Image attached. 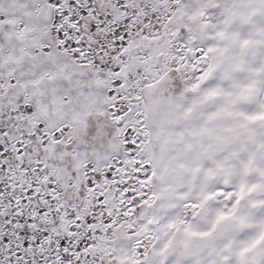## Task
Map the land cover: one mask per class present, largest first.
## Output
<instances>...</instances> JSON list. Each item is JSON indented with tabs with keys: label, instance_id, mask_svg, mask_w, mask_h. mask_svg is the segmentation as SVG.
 Listing matches in <instances>:
<instances>
[{
	"label": "snow or ice",
	"instance_id": "6c2138e0",
	"mask_svg": "<svg viewBox=\"0 0 264 264\" xmlns=\"http://www.w3.org/2000/svg\"><path fill=\"white\" fill-rule=\"evenodd\" d=\"M0 264H264V0H0Z\"/></svg>",
	"mask_w": 264,
	"mask_h": 264
}]
</instances>
